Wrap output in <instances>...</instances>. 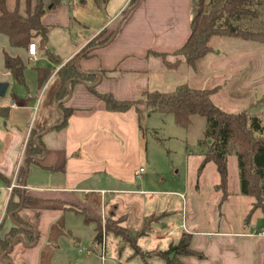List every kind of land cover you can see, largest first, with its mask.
I'll use <instances>...</instances> for the list:
<instances>
[{
    "label": "crops",
    "instance_id": "crops-1",
    "mask_svg": "<svg viewBox=\"0 0 264 264\" xmlns=\"http://www.w3.org/2000/svg\"><path fill=\"white\" fill-rule=\"evenodd\" d=\"M8 1L10 10L18 9L24 15L29 10L33 12L36 4V0H12L13 7L10 8ZM52 1L43 0L45 5ZM57 1V5L46 10L42 17L43 24L50 28L47 42L44 44L40 38L32 41L36 43L40 57L37 63L55 59L49 46L51 29L74 25V1ZM64 1H67L66 5H62ZM82 3H87V0ZM130 3L131 0H103L101 6L107 14L106 20L87 35L79 30L83 39L67 47L61 64L51 66L55 72L46 85L41 86L37 76V94L27 88L25 96L12 93L0 104V237L3 238L16 226L7 214L11 198L21 202L17 214L29 227L18 236L10 251L0 257V264H18L30 254L38 256L37 259L22 264H72L76 257L73 258L70 251H63L60 246V238L65 235L67 227V213L81 211L89 218H97L98 223L102 222L103 215L107 217L108 212L113 216L126 217L119 215L116 194L139 195L147 191L139 190L141 185H138V190L130 187L134 180L142 177V174L138 177L136 167L143 131L142 114L135 107L124 112L108 110L105 101L92 91L87 82L77 81L68 84L69 93L63 100L64 106L71 109L66 121L63 118L61 122H50L43 113L40 126L36 128L42 100L58 70L104 29L105 35L115 30L111 41L95 48L88 56L78 58L81 71L97 74L98 81L93 87L99 93H112L119 100H134L146 91L171 92L186 84H172L176 87L174 90L164 88L171 86V74L178 71L183 63L176 69L168 68L161 54L168 55L170 61L175 60L173 53L190 35L195 0H138L131 8ZM93 5L100 7V2L93 0ZM1 37L5 41L0 46V59L6 70L2 77H7L13 73L5 67V52L25 58L29 56V45L13 47L5 34H0ZM244 61L248 63L247 59ZM235 62L242 63L243 59L232 61L225 67L215 66V61H212L210 67L213 70L224 69ZM0 81L7 80L0 78ZM22 84H26V80ZM240 85L248 88L252 84L246 78L243 82L240 80ZM218 86L221 88L213 95L222 89V85ZM10 87L9 82L8 90ZM142 111L148 112L145 107ZM60 116L62 114L57 111V117ZM32 140L36 145L41 143L38 145L40 152L29 155L26 150ZM216 190L221 191L218 186ZM229 193L223 200L222 192V203L238 195ZM168 214L164 210L144 214V220L149 216L157 218L148 224L147 234L137 241L142 250L164 251L188 233L192 248L201 256H184L185 264H264V236L260 235L264 224L260 230L257 227L247 231L199 230L189 228L185 223L173 227ZM125 219L123 225L127 224ZM42 228L48 235L47 241L40 245ZM181 228L183 231L175 238L173 235ZM29 231L34 233L32 243H28ZM68 231L73 232L71 229ZM112 243L109 245L110 255L114 260L122 261V252ZM38 246L42 250H38ZM80 252L84 251L80 249ZM84 253L87 259L93 254ZM130 256H139L143 264L142 256L134 253ZM159 260L163 259L158 257L155 261ZM82 262L78 260L77 263Z\"/></svg>",
    "mask_w": 264,
    "mask_h": 264
},
{
    "label": "rangeland",
    "instance_id": "rangeland-1",
    "mask_svg": "<svg viewBox=\"0 0 264 264\" xmlns=\"http://www.w3.org/2000/svg\"><path fill=\"white\" fill-rule=\"evenodd\" d=\"M73 1L75 17L72 21L74 25L70 28H52L50 32L52 40L49 46L55 59L31 64L28 57L23 58L26 63L24 70L26 84H19L13 74L2 77L6 70L0 59V78L11 83L5 97H0V104L12 93L25 96L27 88H31L34 95L37 94L35 93L38 89L37 68L54 67L61 64L67 47L76 45L83 39L79 32L83 31V34L87 35L106 20L107 14L104 11V6H101L103 0H98L100 7H95L93 0H87V3H82L83 0ZM209 1L206 0V2ZM65 2L67 1H64L62 5H66ZM8 5L10 8L13 7L12 0L8 1ZM82 8L83 10H81ZM198 8L196 3L194 13L199 10ZM3 40L5 41V38L1 37L0 46L4 44ZM210 43L213 48H216L215 52H211L199 60L196 69L187 63H183L178 71L171 74V86L166 85L167 87L164 88L174 90L176 87H172V84L184 83L195 88H212L222 85L218 94L212 96L214 103L224 110L234 113L251 106L250 114L259 118L264 128V43L221 36H215ZM241 58L243 59L242 63L235 62V64L224 69L213 70L210 67L212 61H215V66L225 67L232 61H238ZM246 59L248 63L244 61ZM246 78L252 84L248 88L240 85V80L243 82ZM60 83L61 78L56 75L42 100L36 128L40 126L39 120L43 113L50 119V122L61 121L62 116L57 117V111H59L57 92ZM144 107L142 106L141 109L143 110ZM148 113L143 111L142 114L143 131L136 160L137 172L140 173V168H143L142 177L134 180L130 185L131 188L137 190L138 185H141L139 190L147 191L139 195L116 194L120 206L119 215L124 214L126 217L113 216V218H126L127 224L123 225L122 222L120 225L129 230H138L147 224L144 220V214L150 215L154 211L163 212L164 210L169 213L168 221L173 227L185 223L189 228L199 230L233 229L247 231L252 230V227H257L260 230L264 224V214L261 208L251 211L255 198L241 193L240 165L236 154L229 156L228 159V190L238 194L236 198L228 202H221L222 192L216 190L220 175L215 162H208L199 176V168L205 156V149L201 141L205 138L208 125L207 118L193 115L190 125L184 128L176 124L174 115L171 113H150V116ZM33 121H35V117H33ZM153 193L154 195H152ZM98 213L101 214L100 211ZM109 215L112 214L108 212L107 217ZM65 217L67 227L64 231L65 235L60 238V246L63 251H70L73 258L76 257L72 264H101L97 256L99 246L95 240L99 224L97 218H89L81 211L67 213ZM100 223L103 230L107 221ZM69 229L73 232L69 233ZM182 231V228L176 230L173 236L176 238L177 233ZM47 235V231L43 229L40 245L47 241ZM75 238H77L76 241H74ZM107 241L108 245L113 242L112 244L118 246V250L121 249V262L123 264L142 263L139 256L132 257L130 256L131 253L140 256L143 254L142 257L145 256L144 259L149 264H166L163 260L155 261L159 257L160 250L149 251L148 254L143 252L135 254L131 243L123 236L114 233H108ZM80 249L84 252L87 249H92L93 254L87 259L86 253H81ZM38 250H42L41 246H38ZM29 256V258L20 260L18 264L35 261L38 257L32 254ZM78 260H83V262L77 263ZM110 264H113L112 261Z\"/></svg>",
    "mask_w": 264,
    "mask_h": 264
},
{
    "label": "trees",
    "instance_id": "trees-1",
    "mask_svg": "<svg viewBox=\"0 0 264 264\" xmlns=\"http://www.w3.org/2000/svg\"><path fill=\"white\" fill-rule=\"evenodd\" d=\"M137 1L131 0L130 8ZM57 3L58 1L54 0L45 5L43 0H36L34 11L29 10L24 15L18 9L10 10L6 0H0V34H5L13 47L28 46L35 38H40L45 44L50 28L43 24L42 17L46 10L55 7ZM196 3L199 10L194 13L190 35L173 53L175 60L170 61L167 59L168 55L161 54L168 68L176 69L185 62L196 69L198 61L214 51L210 42L215 36L264 43V0H210L209 2L195 0ZM104 32L105 29L57 72L61 78L57 92L59 111L62 114L61 121L63 118L66 121L71 111L64 106L63 101L69 93L68 84L77 81L87 82L111 111L124 112L135 107L141 115L143 114L141 106L145 105L149 113L173 114L176 124L184 128L190 125L193 115L204 116L208 120V125L205 138L201 141L205 156L199 168V176L208 162H215L220 175L217 186L223 192V200L227 199L230 195L228 159L229 156L236 154L240 165L241 193L255 198L251 211L261 208L264 214V128L260 119L250 114L251 106L235 113L224 110L212 100L213 94L221 88L220 86L195 88L185 84L171 92L146 91L142 97L134 100H119L112 93H99L93 87L98 81L97 74L81 71L78 67V58L88 56L92 50L107 44L115 35V30L107 35ZM5 67L14 74L19 83L25 82L26 63L23 58L5 52ZM37 69L39 83L43 86L54 69L51 67ZM38 145L41 146V143L38 142L36 145L33 140L29 141L26 152L29 155L38 154L40 152ZM20 207V201L10 199L7 214L16 226L12 227L3 238L0 237V257L10 251L22 232L29 230L17 214ZM156 218V216L146 217V226L138 230H129L120 225L123 219H115L113 215H109L106 219V231L126 238L134 248L135 254L140 252L148 254L149 251H143L137 241L147 234L148 224ZM101 239L102 228L99 222L95 240L99 242ZM33 240L34 233L29 231L28 243H32ZM158 255L166 264H185L182 257L201 256L192 248L191 235L188 233H184L178 243H172L168 249L159 251ZM143 264L149 263L144 259Z\"/></svg>",
    "mask_w": 264,
    "mask_h": 264
},
{
    "label": "built area",
    "instance_id": "built-area-1",
    "mask_svg": "<svg viewBox=\"0 0 264 264\" xmlns=\"http://www.w3.org/2000/svg\"><path fill=\"white\" fill-rule=\"evenodd\" d=\"M28 53H29V63L31 64H36L40 57L38 55L37 52V45L34 42H31L29 44L28 47ZM14 106H16V103L13 104ZM143 171V168L140 169V173L138 174V177H141V172ZM102 221L105 222L106 221V216L103 215L102 216ZM185 227V225H183ZM260 235L264 236V230L261 231ZM107 236L108 233L106 231V227L103 228L102 230V239L98 242V246H99V254H97V256L99 257L101 264H110V261H112L113 264H123L121 261H119V259H115L110 255V248L108 245V241H107ZM86 252L88 254L93 253L92 249H87Z\"/></svg>",
    "mask_w": 264,
    "mask_h": 264
},
{
    "label": "water",
    "instance_id": "water-1",
    "mask_svg": "<svg viewBox=\"0 0 264 264\" xmlns=\"http://www.w3.org/2000/svg\"><path fill=\"white\" fill-rule=\"evenodd\" d=\"M8 87H9L8 82L0 81V97H5Z\"/></svg>",
    "mask_w": 264,
    "mask_h": 264
}]
</instances>
